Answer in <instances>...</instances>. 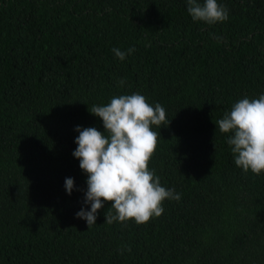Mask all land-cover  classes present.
<instances>
[{"label":"trees","instance_id":"obj_1","mask_svg":"<svg viewBox=\"0 0 264 264\" xmlns=\"http://www.w3.org/2000/svg\"><path fill=\"white\" fill-rule=\"evenodd\" d=\"M217 3L209 25L187 0H0V264H264V171L216 124L264 95V0ZM137 92L165 109L148 168L181 199L144 224L104 222L106 201L88 227L75 128L103 132L89 110Z\"/></svg>","mask_w":264,"mask_h":264},{"label":"clouds","instance_id":"obj_2","mask_svg":"<svg viewBox=\"0 0 264 264\" xmlns=\"http://www.w3.org/2000/svg\"><path fill=\"white\" fill-rule=\"evenodd\" d=\"M187 11L194 21L209 25L228 19V9L217 0H203V3L187 0ZM134 51V47L126 52L112 49L121 61ZM118 83L122 85L124 81ZM89 111L102 119L104 131L95 127L75 128L79 135L75 138L77 147L72 154L79 158V167L88 174L84 203L90 204V209L81 208L77 217L86 220L88 227L96 224L98 210L104 207V202L112 201L115 214L109 211L104 222L134 220L144 224L163 213V200L181 199L180 193L161 186L160 178L148 168L158 136L151 126H161L166 120L163 106L159 103L150 106L137 92L114 96L108 104L94 105ZM216 124L220 132L232 133L227 143L232 146L238 167L245 173L264 171V95L238 100ZM64 187L71 194L73 178H66ZM123 251L130 252L131 249H121V254Z\"/></svg>","mask_w":264,"mask_h":264}]
</instances>
